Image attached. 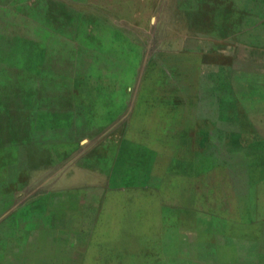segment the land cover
<instances>
[{
    "label": "rangeland",
    "instance_id": "374dc122",
    "mask_svg": "<svg viewBox=\"0 0 264 264\" xmlns=\"http://www.w3.org/2000/svg\"><path fill=\"white\" fill-rule=\"evenodd\" d=\"M12 5L0 17L37 46L35 73L25 77L23 52L18 72L0 73V172L11 173L12 206H75L77 230L93 227L86 264H241L192 224L220 218L250 222L228 245L264 264V205L230 206L228 178L264 149L204 145L197 131L199 120L229 126L219 58L264 68V0ZM8 46L0 35V65Z\"/></svg>",
    "mask_w": 264,
    "mask_h": 264
},
{
    "label": "crops",
    "instance_id": "0c3cea01",
    "mask_svg": "<svg viewBox=\"0 0 264 264\" xmlns=\"http://www.w3.org/2000/svg\"><path fill=\"white\" fill-rule=\"evenodd\" d=\"M15 1L10 0L6 2L7 4H1L2 12L0 13L7 14ZM245 1L251 2V0ZM0 19V35L7 40L9 45L8 50H5V54L2 55L7 60V64L0 65L2 70L0 73H3L5 69L11 73L21 69L17 61L20 52H23L25 58H29L32 62L30 69L28 65L23 67L25 77L29 70L35 73L37 68L36 44L34 42L30 44L26 38H23L16 26L12 24L13 22L6 24L4 22L6 17L2 16ZM219 60L223 61L220 64L228 72L227 82L231 90L227 104L231 113L229 114V126L223 127L215 122L209 124L207 121L199 120L197 131L203 136H199V140L203 138L204 145H210L209 141L212 145H216L214 140H221L219 143L256 148L258 149L256 152H259L262 148L264 149V135L258 128L264 124V117H262L264 110L260 112L258 123L252 122L248 113L257 104L260 106L264 104L263 65L253 60L238 62L234 57H223ZM27 79L24 78L23 86L28 85ZM18 82L20 83L21 80L18 79ZM212 139H214L213 142ZM213 158L212 166L215 165ZM240 164L245 167V170L238 169L228 173L230 183L236 189L234 201L229 199L230 206L264 205V154L246 156ZM10 178L11 173L6 168L0 172V180L3 181V185H0V264H86V259L85 262L82 259L86 258L85 256L91 250L92 224L78 231L77 225L79 226L82 220H77L76 207L70 204H67L68 206H25L24 204L12 206ZM5 184L8 185L7 188ZM26 213L34 217L35 221L23 225L22 218ZM13 221L16 227H13ZM249 223L244 219L220 218L195 219L192 224L199 234L207 233L213 240H220L221 246L231 248L234 251V257L241 264H251L252 252L243 248L236 250L233 245H228V242L233 243L237 236L243 234L244 237V227ZM24 226H27L25 227L27 232L24 231ZM99 226L102 227V225ZM99 226L94 224L95 228ZM45 242L50 246H43Z\"/></svg>",
    "mask_w": 264,
    "mask_h": 264
}]
</instances>
